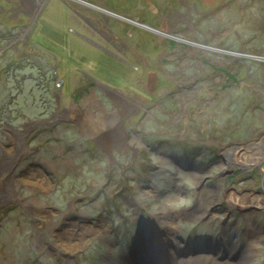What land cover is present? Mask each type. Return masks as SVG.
Instances as JSON below:
<instances>
[{"label":"rangeland","instance_id":"1","mask_svg":"<svg viewBox=\"0 0 264 264\" xmlns=\"http://www.w3.org/2000/svg\"><path fill=\"white\" fill-rule=\"evenodd\" d=\"M58 1L49 0L53 13L34 27L29 45L21 43L26 34L16 45L0 41V48L8 45L0 50V84L8 63L37 55L46 67L57 66L63 81L47 96L55 105L67 102L74 85L73 91L89 86V92L77 94L78 103L69 110L74 114L63 116L54 108L50 117L0 128V264H159L143 249L153 233L169 238L168 244L154 241L161 264H179L189 255L201 257L200 264H264V159L248 162L264 137V60L254 58L264 57V0H219L198 28L178 27L187 39L233 50L190 45L189 65L183 63L179 75V63L172 75L166 70L170 62L159 59L149 70L156 56L138 61L141 52L127 39L124 62L103 42L98 43L102 58L64 62L62 44L68 43L56 41L62 36L57 27L63 26ZM7 2L0 0V7L8 9ZM115 25L123 32L148 33L128 22ZM49 31L56 34L49 37ZM146 69L143 83L155 75V91L139 89L132 78L141 79ZM87 78L132 100L104 94L95 81L86 85ZM182 78L187 85L176 82ZM5 97L3 92L2 101ZM136 98L146 105L138 116ZM117 100L132 111L123 116ZM122 134L120 142L110 143L112 135ZM235 147L247 165L237 162L223 170L228 148ZM184 158L193 159V169L177 166ZM181 197L191 203L176 210L172 205ZM163 215L172 225L169 234L167 224L159 226ZM68 237L74 240L63 245L67 241L61 238ZM134 243L137 251L129 254ZM250 249V259L239 263Z\"/></svg>","mask_w":264,"mask_h":264},{"label":"flooded vegetation","instance_id":"2","mask_svg":"<svg viewBox=\"0 0 264 264\" xmlns=\"http://www.w3.org/2000/svg\"><path fill=\"white\" fill-rule=\"evenodd\" d=\"M7 1H10L5 3L7 4L8 9H3V5L0 7V17L4 22L2 23L0 21V41H6L8 44H10V46H12L14 43L16 45L23 35L26 34V41L21 43L26 44L27 42L29 45V35L31 31L38 23H44L46 18H48L47 13H53V11L49 12V10H47L49 0ZM58 2L61 4L59 7L61 10L58 8L57 14L61 15L63 26L57 27V29L62 32V36H59V40L56 41L60 44L66 41L68 43L67 46L62 44L65 46L64 49H66L65 56L63 53H61V57L64 58V62H67L68 59L84 62L85 58L95 56L102 58L103 51L98 45L99 42H103L109 48L117 50L116 52L119 53L118 60L124 62L126 58L122 56L121 48H127L128 44H130L134 46L136 50H140L141 52L136 54L138 61H141L142 59L149 61L151 54L156 56V58L153 60L155 63L153 64L152 69L150 68L149 70H153L156 67V62L159 59L170 62V67H166L167 74H172L170 71L172 66H175L177 63H179L178 66L180 68L179 72L177 73V75H179L181 71L186 69L183 68V63L189 65L187 62L190 58L189 54H191V49L188 48L190 45H195V47H199L201 49H207L209 51H216L220 53H227L225 51L229 50L226 49L225 46H223L221 49H216L213 46L209 47L208 45H205V42H201V38L197 39L191 37L190 39H187L177 29L178 27H184L186 28L185 32H189L187 31L188 28H190L191 31L192 29L198 28L200 23H205L204 17H206L208 14L207 12L210 9H213L218 4L219 0H208V2H205V0H61V2ZM27 4L32 6L28 7ZM76 6L79 8H76ZM66 10L70 12L69 18H67L65 13ZM142 19L151 21L154 23L155 27L145 25L143 22L145 20L142 21ZM116 20L139 26L144 30H147L148 33H144V31H140L137 34H133L131 31L123 32V28H120L119 25H115V22H117ZM112 21H115L114 24L111 23ZM6 22L12 23L8 25ZM1 23L3 25H1ZM69 24L75 30L68 28ZM24 27H26V29L22 31L23 34L17 33L19 28ZM49 33H51L49 34V37L56 34L53 33V31H49ZM191 35H196V33H191ZM136 37L139 43L135 41ZM124 39H127V41H125L128 42V44L124 41ZM240 42L241 40L237 41L238 44ZM83 43L86 46L82 45ZM5 44L0 48V50L7 49L8 45L5 46ZM14 47L16 48L17 46ZM30 47L31 49H35V47H33L31 44ZM170 56H174L173 59L170 58ZM234 56L235 58H239L241 55L234 54ZM66 69H68V66L65 68V70ZM75 69L76 67L73 68V70ZM101 70L102 69H98L97 71L99 72ZM146 71L148 70L146 69L141 73V79L138 80L139 75L137 74H133L132 78L136 84L141 85L139 89L143 88V90H145V88H151L155 91V75H150L148 82L143 83V81H145V76L143 75L146 73ZM177 75L174 76L175 79ZM122 78L124 77H121V79ZM184 79L185 78H182L180 79L181 81L176 82L187 85V83L182 82ZM87 81H89V83H86V85H91L95 81L96 84L100 86L99 88L104 94H106V91H111L123 95V93L120 91L106 88L105 86L108 85L100 84L97 82V80H90L87 78ZM80 87L76 88V91H78L76 92L73 91L75 88L74 85V88L72 89L73 94L71 93L67 99V102L64 104L61 102V107L58 103H56V108H59V114H62L63 116L74 114V112L69 110L72 109V106L78 103L75 100L77 94L83 95L85 91L89 92V86L83 88L81 87V89ZM123 97H125V99L127 98L129 101L132 100L130 99V96L123 95ZM131 97H135V94ZM61 101H63V99H61ZM133 101L137 102V110L134 111V115H141L142 109L146 106L145 101L141 98H136ZM115 103L116 106L119 107L123 104L122 108L119 109V113H121L123 116L132 111L129 110L128 105H125L122 101L120 102L117 100ZM144 110H146V108ZM54 114L55 113H53V115ZM128 116H132V113L128 114ZM190 160L193 159L184 158L182 161H176V163L177 166L182 169H191L192 167L190 165L192 163ZM222 243L223 242L221 241V244Z\"/></svg>","mask_w":264,"mask_h":264},{"label":"trees","instance_id":"3","mask_svg":"<svg viewBox=\"0 0 264 264\" xmlns=\"http://www.w3.org/2000/svg\"><path fill=\"white\" fill-rule=\"evenodd\" d=\"M42 60L34 55L24 60L25 63L16 60L8 63L4 70L5 80L0 84V128L4 125L18 128L54 113L56 105L47 96L56 92L55 85L60 90L63 81L57 77V66L46 67ZM57 83H60L59 87ZM3 92L6 97L2 101ZM41 105L43 108H38ZM3 110L7 114H3Z\"/></svg>","mask_w":264,"mask_h":264},{"label":"bare ground","instance_id":"4","mask_svg":"<svg viewBox=\"0 0 264 264\" xmlns=\"http://www.w3.org/2000/svg\"><path fill=\"white\" fill-rule=\"evenodd\" d=\"M104 121L106 122V123H108V124H112V121H107V120H105L104 119ZM107 126H109V125H107ZM116 134H118L119 132L118 131H116L115 132ZM124 136H123V134H122V137H120V136H117V135H112L110 138V143H112L113 141L115 142V141H118V142H120V140L123 138ZM101 138V141H103V139H104V137H100ZM109 138V137H108ZM260 142V144H259V146H260V149H258L257 147H251V146H249V147H247L246 149H248V148H251V149H254V148H257L258 149V151L253 155V156H251L250 158H249V163L251 164L253 161H254V159L256 158V157H259L260 156V158L262 157V159H264V137L261 139V141H259ZM104 148H105V146L104 145H102ZM256 149V150H257ZM235 152H237L238 154L237 155H235ZM253 152H255V150H253ZM233 154L235 155V156H233ZM226 163H225V166H223L222 168H223V170H225V169H227V168H229V165L230 164H236L237 162L239 163V164H243V165H247L246 163H245V161H242L241 160V158H240V153H239V150H238V147H235V148H228V150H227V152H226V161H225ZM229 199H231V200H233V196L231 195L230 197H229ZM235 201H237L236 199H235ZM255 204L256 205H260V201H256L255 200ZM233 205H236V204H233ZM246 206H250V204H246ZM261 208V207H260ZM169 217V216H168ZM168 217H166L165 215H163V216H161L160 217V219H162L163 221H161L160 222V224H159V226L160 225H162V224H167L166 226H167V231H168V233L167 234H169V233H171V228H172V225H171V223H170V221L167 219ZM161 234H163V233H161ZM161 234H159V233H153L151 236V238L152 239H149V242L146 244L147 245V247H149L148 248V250H147V248H143L144 249V251H145V255L151 260V263H159V264H161V259H162V257H159L158 256V252L156 251V252H154V249H155V239L158 241V243H163V244H168L169 243V238H168V236H166L165 234H163L164 235V237H162V235ZM162 237V238H161ZM61 239H63V240H66L67 242L66 243H63V245H66V246H69L70 244H71V242L74 240L72 237H68V238H66V239H64V238H61ZM152 241V242H151ZM157 245V244H156ZM253 249V248H252ZM252 249H250L245 255H244V258L242 259L243 260V262H239V263H245V262H247L249 259H250V257H251V251H252ZM137 251V247H136V244L134 243L133 244V247H132V249L128 252L129 254H134L135 252ZM199 258H201V257H199V256H194L193 257V255H189L188 256V258H187V260H184L183 262H179V264H200L202 261L201 260H199Z\"/></svg>","mask_w":264,"mask_h":264},{"label":"clouds","instance_id":"5","mask_svg":"<svg viewBox=\"0 0 264 264\" xmlns=\"http://www.w3.org/2000/svg\"><path fill=\"white\" fill-rule=\"evenodd\" d=\"M190 203H191L190 200H187V199L181 197L179 200L175 201V202L173 203L172 206H173L176 210H179L180 208H183V207H187V206H189ZM165 225H166V224H162V225H160V226H165Z\"/></svg>","mask_w":264,"mask_h":264},{"label":"water","instance_id":"6","mask_svg":"<svg viewBox=\"0 0 264 264\" xmlns=\"http://www.w3.org/2000/svg\"><path fill=\"white\" fill-rule=\"evenodd\" d=\"M254 58H257L259 60H264V57H254Z\"/></svg>","mask_w":264,"mask_h":264},{"label":"built area","instance_id":"7","mask_svg":"<svg viewBox=\"0 0 264 264\" xmlns=\"http://www.w3.org/2000/svg\"><path fill=\"white\" fill-rule=\"evenodd\" d=\"M58 87L60 86V83H57Z\"/></svg>","mask_w":264,"mask_h":264}]
</instances>
